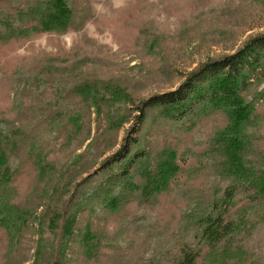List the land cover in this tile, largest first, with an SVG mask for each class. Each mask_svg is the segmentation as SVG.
<instances>
[{"label":"rangeland","instance_id":"374dc122","mask_svg":"<svg viewBox=\"0 0 264 264\" xmlns=\"http://www.w3.org/2000/svg\"><path fill=\"white\" fill-rule=\"evenodd\" d=\"M30 2L0 0V131L17 166L6 202L24 226L15 233L0 227V264H146L170 256L192 242V220L229 183L213 149L227 125L222 111L176 131L159 119L160 106H150L136 135L151 163L176 155L169 191L133 196L117 212L89 196L142 100L177 90L264 34V0H67L76 29L7 38V23ZM78 85L87 91L73 94ZM256 112L259 122L246 128L244 145L250 163L263 165L264 104ZM131 179L140 184L139 174ZM242 198L236 195L232 210ZM73 215L67 234L62 226ZM246 223L232 246L242 255L212 260L203 248L196 264H264V212ZM87 230L91 240L83 244Z\"/></svg>","mask_w":264,"mask_h":264},{"label":"trees","instance_id":"16d2710c","mask_svg":"<svg viewBox=\"0 0 264 264\" xmlns=\"http://www.w3.org/2000/svg\"><path fill=\"white\" fill-rule=\"evenodd\" d=\"M17 15L15 24L6 20L4 33L7 38L77 28L67 0H31L30 5ZM263 82L264 34L248 40L235 53L203 66L177 90L142 100L138 106L140 116L134 118L135 123L128 129L118 150L103 162L100 169L109 172L95 191L96 196H89L97 199L98 204L111 207V212L122 209L133 196L149 198L168 192L179 171L174 152H168L164 161H149L136 135L139 130L136 127L143 123L146 109L160 106L161 118H158L176 126V131L191 130L216 111H222L227 121V125L218 131L213 146L214 153H220L222 158L216 165L229 179L221 198L214 200L209 209L192 220L193 230L187 238L192 242L187 244L188 240H184L170 256L165 254L160 258H151L146 264H196L203 248L206 249L204 257L208 255L212 260L218 253L226 257L242 255L241 247L232 249L234 237L241 232L244 224L247 226L246 221L254 212H264V164L250 163L244 145L248 144L246 128L254 121L255 124L259 122L256 111L264 104V87L260 88ZM86 89L84 85H78L72 93L84 94ZM8 141V136L0 131V227L9 231L12 229L15 233L24 226L16 222L17 214L12 217L11 211H16L6 202L17 171V166L12 165L3 149ZM20 149L23 150V142ZM138 162L142 166H136L140 171L133 175V167ZM137 174L140 175V184L131 179V175L136 177ZM238 194L243 198L232 210ZM17 213L21 211L17 209ZM74 219L75 215L63 224V232L66 230L70 234L69 227ZM90 240L87 230L81 241L86 244ZM87 251L93 250L88 248ZM63 252L64 249H61L58 255Z\"/></svg>","mask_w":264,"mask_h":264}]
</instances>
